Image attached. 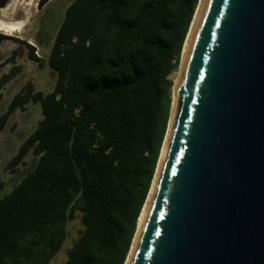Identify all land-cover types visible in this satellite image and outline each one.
Listing matches in <instances>:
<instances>
[{
	"label": "trees",
	"instance_id": "trees-1",
	"mask_svg": "<svg viewBox=\"0 0 264 264\" xmlns=\"http://www.w3.org/2000/svg\"><path fill=\"white\" fill-rule=\"evenodd\" d=\"M198 2H70L48 55L52 89L27 81L0 115L1 131L29 100L41 107L8 161L15 170L29 152L35 158L0 195V264H48L77 212L82 229L64 264L125 263L168 126L170 75ZM9 37L0 32V42Z\"/></svg>",
	"mask_w": 264,
	"mask_h": 264
},
{
	"label": "water",
	"instance_id": "water-1",
	"mask_svg": "<svg viewBox=\"0 0 264 264\" xmlns=\"http://www.w3.org/2000/svg\"><path fill=\"white\" fill-rule=\"evenodd\" d=\"M179 68L128 264H264V0H205Z\"/></svg>",
	"mask_w": 264,
	"mask_h": 264
},
{
	"label": "rangeland",
	"instance_id": "rangeland-1",
	"mask_svg": "<svg viewBox=\"0 0 264 264\" xmlns=\"http://www.w3.org/2000/svg\"><path fill=\"white\" fill-rule=\"evenodd\" d=\"M37 1L21 0L13 16H0L9 20H23L19 32L0 31L10 36L0 42V115L7 110L12 98L27 81H31L35 89L43 92L51 90L54 84L55 78L47 62L48 55L65 9L72 0H50L42 7L37 5ZM28 43L35 47L41 65L29 56ZM14 49H17V54L11 57ZM179 70L178 66L170 75L173 83ZM10 71L13 72L11 77L2 83V76ZM40 118L39 102L29 100L24 107L17 108L10 114L0 131V195L7 192L34 162L35 158L29 152L23 161L14 167L15 170L8 166V161ZM81 229L80 213L77 212L76 216L68 221L65 241L48 264H64L66 253Z\"/></svg>",
	"mask_w": 264,
	"mask_h": 264
},
{
	"label": "bare ground",
	"instance_id": "bare-ground-1",
	"mask_svg": "<svg viewBox=\"0 0 264 264\" xmlns=\"http://www.w3.org/2000/svg\"><path fill=\"white\" fill-rule=\"evenodd\" d=\"M204 1L205 0H199L198 5H197V7L195 9L193 19H192V21L190 23V26H189V31L187 33L186 39H185L184 44H183L182 59H183V56L185 55L186 50H187V48L189 46V41H190V38H191V36H192V34L194 32V29H195V26L197 24V20L199 18V14L201 12V8H202V6L204 4ZM20 2H21V0H8L7 3L3 7H0V16H5V17L6 16L7 17L8 16H13V14L17 11V7L19 6ZM22 22H23L22 19L9 20V19H5V18H1L0 17V31H3L5 33L19 32ZM180 74H181V69L179 70L178 74L175 76L174 84L178 81ZM173 120H174V99H173L172 107H171V111H170V118H169V124H168V127H167V133H166V136L164 138V141H163V144H162V148H161V151H160L159 164L157 166L156 173H155V176H154L153 183L151 185L150 191H149V193L147 195V199H146V201H145V203L143 205V208L141 210L140 216L138 218V229H137L136 235L134 236V239H133V242H132V245H131V249H130V252H129L128 257L126 259L125 264H128V262H129L131 251L134 248L135 242L137 240V235H138L139 228L141 227V225L143 224V222L145 220L147 208H148V205H149V202H150V199H151V196H152L153 188H154L155 178L157 177L161 161H162V159L164 157V153H165V149H166V146H167L168 137H169V134H170L169 132H170Z\"/></svg>",
	"mask_w": 264,
	"mask_h": 264
}]
</instances>
